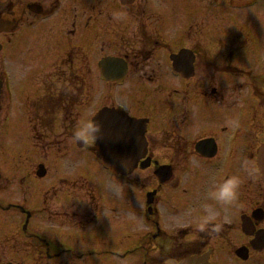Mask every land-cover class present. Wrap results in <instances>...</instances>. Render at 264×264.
I'll use <instances>...</instances> for the list:
<instances>
[{"label":"flooded vegetation","instance_id":"flooded-vegetation-1","mask_svg":"<svg viewBox=\"0 0 264 264\" xmlns=\"http://www.w3.org/2000/svg\"><path fill=\"white\" fill-rule=\"evenodd\" d=\"M175 1L184 9H175ZM205 1L223 10L198 26L196 0H0V128L14 75L31 150L42 158L28 161L20 149L7 159L0 153V166L11 171L0 169V194L10 185L17 194L8 201L0 196L2 230L7 217L14 220L1 235L0 264H78L74 256L82 255L68 240L90 236L97 219L116 218L110 207L117 203L96 200L81 177L46 190L37 186L49 175V155L68 154L67 129L101 108L145 121L146 152L127 177L129 191L140 186L144 195L152 193L151 203L143 198L145 231L136 239L142 264H176L192 256L202 257L199 264H264V180L255 163L264 125L259 15L250 9L243 14L244 0ZM234 3L242 12L230 8ZM184 57L191 60L189 74L179 71ZM53 128L61 129L55 140L63 149L37 153V131L48 135ZM245 159L256 171L242 174L235 204L209 200L224 177L240 174ZM23 160L26 171H20ZM25 176L30 183L21 180ZM206 205L216 215L201 232ZM127 249L123 257L133 251Z\"/></svg>","mask_w":264,"mask_h":264},{"label":"rangeland","instance_id":"rangeland-1","mask_svg":"<svg viewBox=\"0 0 264 264\" xmlns=\"http://www.w3.org/2000/svg\"><path fill=\"white\" fill-rule=\"evenodd\" d=\"M203 1V2H202ZM246 1V0H245ZM196 4L192 7L193 14H195V22L194 24L200 26L204 25V19L206 16L213 15L216 17L217 14L222 13L223 10L220 3H211L209 6H206L205 0H196ZM194 3V1H193ZM192 3V4H193ZM175 9L183 10V6L180 2L175 1ZM251 10V13H256L259 15V19H257L256 31H258L259 42L257 45L258 56L260 60V66L262 67V62L264 61V0H256L255 4L251 7H244L241 12L245 15L248 13L247 10ZM239 10V11H240ZM238 11V12H239ZM203 19V20H202ZM246 24V22H244ZM216 25V23H212V25ZM211 25V23H210ZM247 30V28L245 27ZM261 68L256 65L254 69ZM253 69V68H251ZM10 70V68H9ZM12 70H10L11 72ZM256 73V72H255ZM258 74V73H257ZM259 75V74H258ZM46 83V82H45ZM48 83V82H47ZM54 83V82H53ZM248 82H246L247 84ZM10 84V93L12 102L10 103V108L8 110V116L4 117L5 124H1L0 128V153L4 156V159H7V155L12 152L20 149L24 156L28 161L37 160L42 161L41 156L37 155L31 150L29 144L30 141L28 139V130L26 125L24 124V117L21 113V102L19 99V80L11 75L9 78ZM248 84L244 86V91L246 90ZM261 88V123H264V80L259 84ZM91 107V106H90ZM90 110L87 109V113ZM232 119V118H231ZM1 122V117H0ZM75 129H68L67 135L71 137L73 136ZM263 129V127H262ZM61 129L56 128L48 135L43 134V131H37V140L35 143L37 153L45 152L46 150L63 149V145L68 148V154L63 159H57L53 155L50 156L46 160V164L49 165L50 172L49 175L42 181L37 183V186L43 189H49L58 184V182L62 179L75 180L76 178L82 177L79 183H82L93 192L95 199L98 200L99 196H101L102 201L105 202H115L114 206L110 208L116 211L114 217L116 218H108L105 223H101V219H97L96 226L93 225L94 233H92L88 237L79 236V234H75L71 237L68 243V247L73 250L75 253L82 255V258L77 262L74 260V263L78 264H142L141 251L139 249L134 250L136 248V239L140 237L141 233L145 231L143 229V219L139 216L143 212V198H144V190L141 189L140 186L132 188L129 191V186L125 184V180L123 178H116L115 175L109 170L103 169L100 165L99 161L94 157L93 154L86 152L85 150H78L74 147V140L71 138H67L64 144L61 146L56 140L55 137L59 136ZM42 132V133H41ZM46 138V139H45ZM57 145V146H56ZM51 146V147H50ZM91 147L96 148L94 144H90ZM1 156V155H0ZM248 160L252 165H254L249 159ZM27 161H21V170L26 171ZM1 171L3 172H11L8 171V167L0 166ZM19 171V172H20ZM23 174V173H20ZM86 179V180H85ZM26 183H30V179H26V176L22 178ZM70 185V183H68ZM0 194L3 200H16L17 194L14 190H12V185ZM128 186V187H127ZM58 187V186H57ZM56 187V188H57ZM61 187V186H60ZM58 187L57 190H63L65 187ZM96 190V191H95ZM95 192V193H94ZM98 194V195H97ZM60 196V195H59ZM97 197V198H96ZM111 204V203H109ZM125 204L126 207L125 208ZM131 211V215L129 211ZM105 216V215H103ZM12 216L6 218V222L3 226H5L4 230H2L0 225V240L2 238V233L8 230V225L11 228H14V220L11 219ZM11 219V220H10ZM10 220V221H9ZM100 223V225H98ZM98 229V230H97ZM96 231L98 233H96ZM131 245L134 251L133 254L129 253L125 257H121L124 253V250H128ZM125 250V251H126ZM71 259V255L69 257ZM71 259L69 263H72Z\"/></svg>","mask_w":264,"mask_h":264},{"label":"water","instance_id":"water-1","mask_svg":"<svg viewBox=\"0 0 264 264\" xmlns=\"http://www.w3.org/2000/svg\"><path fill=\"white\" fill-rule=\"evenodd\" d=\"M189 64L191 61L186 65L182 62L181 71H189ZM94 120L101 125V135L96 140L98 159L104 162L105 167H113L118 175H127L145 153L142 126L117 111L102 110ZM78 146H81V143ZM257 163L264 178V145L259 151ZM200 261V258L192 257L180 264H199Z\"/></svg>","mask_w":264,"mask_h":264},{"label":"clouds","instance_id":"clouds-1","mask_svg":"<svg viewBox=\"0 0 264 264\" xmlns=\"http://www.w3.org/2000/svg\"><path fill=\"white\" fill-rule=\"evenodd\" d=\"M100 135L101 125L94 119L83 122L73 133L74 139L85 145L94 143ZM255 171V166L248 160H241L240 174H232L224 177L221 183L209 191L208 199L220 206H233L239 199L240 188L243 183L242 174L252 176ZM204 211L208 213V219L199 223L198 230L201 232L205 231L209 221L216 215L215 209L211 206L206 205ZM213 230L218 232L220 226H215Z\"/></svg>","mask_w":264,"mask_h":264}]
</instances>
